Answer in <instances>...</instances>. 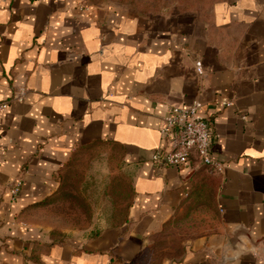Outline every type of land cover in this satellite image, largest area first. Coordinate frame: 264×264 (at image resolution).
Returning <instances> with one entry per match:
<instances>
[{"label":"crops","instance_id":"obj_1","mask_svg":"<svg viewBox=\"0 0 264 264\" xmlns=\"http://www.w3.org/2000/svg\"><path fill=\"white\" fill-rule=\"evenodd\" d=\"M222 96L233 107H217ZM195 99L222 172L195 158L156 167L165 115ZM4 102L0 264H264V0L157 15L0 0ZM93 146L111 147L123 165L126 212L86 238L55 239L36 211L51 207L75 152Z\"/></svg>","mask_w":264,"mask_h":264},{"label":"rangeland","instance_id":"obj_2","mask_svg":"<svg viewBox=\"0 0 264 264\" xmlns=\"http://www.w3.org/2000/svg\"><path fill=\"white\" fill-rule=\"evenodd\" d=\"M130 7L157 15L169 10L202 9L218 0H92ZM109 146L79 149L60 171L51 207H40L36 220L55 239L86 238L120 221L130 198L129 183L122 178Z\"/></svg>","mask_w":264,"mask_h":264},{"label":"built area","instance_id":"obj_3","mask_svg":"<svg viewBox=\"0 0 264 264\" xmlns=\"http://www.w3.org/2000/svg\"><path fill=\"white\" fill-rule=\"evenodd\" d=\"M196 69L199 74H202L201 62L196 63ZM25 94V89H19L14 101L23 102ZM8 104V102L0 103V111H4ZM216 105L220 109H229L233 107L234 102L232 99L222 96L216 101ZM204 110L205 105L199 99L182 107L168 110L161 130V147L152 156L156 167L181 168L188 165L192 158H195L201 165L216 172H222L223 166L214 159L212 154V131ZM242 119L245 117L242 116ZM20 188V181L10 188L12 200L18 197Z\"/></svg>","mask_w":264,"mask_h":264}]
</instances>
